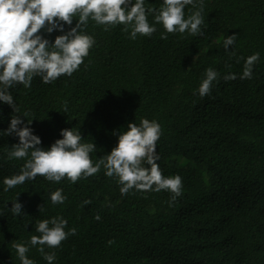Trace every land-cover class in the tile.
Segmentation results:
<instances>
[{
	"label": "trees",
	"instance_id": "16d2710c",
	"mask_svg": "<svg viewBox=\"0 0 264 264\" xmlns=\"http://www.w3.org/2000/svg\"><path fill=\"white\" fill-rule=\"evenodd\" d=\"M160 6L161 0H146V9ZM196 8L198 2L187 5L185 17ZM201 15L199 34L167 33V39L160 24L151 36L130 39L123 25L105 30L89 20L84 31L95 44L78 70L49 84L34 77L28 88L10 89L41 147L60 138L61 129H79L83 142L96 146L93 163L128 123L155 120L157 163L164 176L181 177L182 191L174 201L166 190L121 195L118 178L101 166L75 183L38 175L5 192L3 179L19 174L27 157L9 159L18 138L2 136L0 264H20L13 244L38 236V220L57 216L67 221L66 232L76 233L59 247H45L55 254L53 264H264V0H203ZM73 19L75 25L78 16ZM234 33L226 52L223 40ZM59 34L45 35L51 41ZM253 53H259L253 76L240 79ZM208 68L220 76L201 97ZM228 73L236 78L224 80ZM11 114L0 104V130ZM57 188L63 204L49 199ZM15 198L25 215L11 213ZM38 247L29 245L26 255L47 264Z\"/></svg>",
	"mask_w": 264,
	"mask_h": 264
},
{
	"label": "clouds",
	"instance_id": "9594fccd",
	"mask_svg": "<svg viewBox=\"0 0 264 264\" xmlns=\"http://www.w3.org/2000/svg\"><path fill=\"white\" fill-rule=\"evenodd\" d=\"M197 2L200 8L185 17V7H195ZM145 4L146 0H0V104H7L13 113L9 116L7 128L0 130V137L14 135L18 138V143L9 148V159L27 157L19 174L3 179L5 192L26 180H34L38 175L53 182L67 177L75 183L96 174L103 166L106 176L118 178L121 195L130 189L166 190L172 194L170 201L181 195V177L164 176L157 163L156 142L161 128L155 120L142 118L139 124L128 123L126 130L119 131L115 146L93 163L90 154L96 146L92 141L83 142L79 129H61L60 138L47 148L41 147L40 138L29 126L32 120L21 119L10 91L18 84L30 87L34 77L49 84L61 75L71 76L78 70L95 44L94 37L84 31L89 20L104 26L105 30L123 25L124 31L130 29V39H136L137 34L151 36L156 31V24L164 29L161 39H167V33H200V26L204 23L201 15L203 0H161L158 9H146ZM149 14L153 17L152 23L148 20ZM76 16L78 19L73 25ZM53 32L60 34L50 41L45 34ZM236 39L235 33L224 38L226 52L231 51L229 48ZM258 59L259 53L245 59L240 79L252 78L253 64ZM219 76L216 70L206 69L198 94L201 97L209 94ZM235 78L234 73L223 76L226 81ZM49 199L52 204H63L66 197L62 189L57 188L49 194ZM22 208L15 198L9 209L14 216H22L25 215ZM66 226L67 221L58 216L38 220L35 225L38 236L32 235L27 243L13 244L20 264H35L26 255L29 245L39 246L37 250L43 259L47 264H53L55 254L46 252L45 247H59L69 235H75L76 229L70 228L66 232Z\"/></svg>",
	"mask_w": 264,
	"mask_h": 264
}]
</instances>
